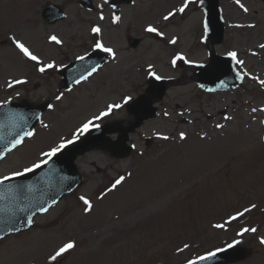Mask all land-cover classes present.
<instances>
[{
	"label": "rangeland",
	"instance_id": "374dc122",
	"mask_svg": "<svg viewBox=\"0 0 264 264\" xmlns=\"http://www.w3.org/2000/svg\"><path fill=\"white\" fill-rule=\"evenodd\" d=\"M77 1L0 0V103H52L34 135L2 160L0 178L44 159L43 152L72 139L89 120L112 127L134 121L128 106L148 90L150 65L157 75L176 81L157 102L159 116L132 133V154L117 158L96 149L78 158L83 184L35 218L28 231L2 239L0 264H52L48 256L69 242L75 246L60 264H185L236 240L250 250L236 264H264V86L252 78L264 79V49L259 47L264 44V0H240L246 12L236 0H221L226 35L216 52L237 53L244 61L236 63L244 81L233 90L211 93L201 91L190 68L171 63L180 51L192 56L186 60L207 61L199 0L168 21L163 17L183 0H134L123 5L118 21L104 0H94V10ZM48 2L64 7L67 18L46 24L41 11ZM149 24L164 35L157 39L147 32ZM93 27L101 32L93 33ZM53 35L62 43L51 41ZM129 36L141 37V45L130 48ZM13 37L40 58L39 66H55L40 72ZM173 38L179 43H169ZM98 41L113 49L111 61L79 86L60 88L59 69L95 49ZM15 80L26 83L8 87ZM128 96L132 99L124 104ZM114 104L123 107L94 119ZM146 137L152 139L149 145ZM81 196L91 202L90 211ZM253 204L250 212L230 219ZM243 228L257 232L237 235ZM184 244L190 247L178 251Z\"/></svg>",
	"mask_w": 264,
	"mask_h": 264
},
{
	"label": "water",
	"instance_id": "95a60500",
	"mask_svg": "<svg viewBox=\"0 0 264 264\" xmlns=\"http://www.w3.org/2000/svg\"><path fill=\"white\" fill-rule=\"evenodd\" d=\"M202 6L208 13V34L212 35L214 43L223 39V27L219 11V0H204ZM63 10L54 4L45 6L43 17L48 23H55L64 18ZM138 41H134L136 45ZM104 57L101 54H92L85 59L74 62L65 68L66 85L72 86L82 80L102 64ZM74 71L79 75L71 77ZM205 85H210L219 79L227 82H240L233 61L228 57L215 56L211 66L203 68L198 74ZM214 81V82H213ZM166 92L163 81H153L148 95L141 96L131 106L136 114V121L127 128H114L110 124L96 127L83 139L63 150L49 163L23 176L14 177L0 185V236L10 233L13 225L20 230L27 229L29 217L41 213V207L49 208L64 194L71 192L81 183V176L77 170L75 160L78 155L84 154L93 148L110 150L114 155L125 157L129 155L132 147L127 145L128 134L141 123L156 114L153 106L156 97L162 98ZM47 105L33 106L29 102L7 103L0 105V160L11 149L16 139L24 133L32 131L40 119ZM23 117V119H21ZM121 131L118 140H112L108 134ZM26 136H24L25 138ZM22 209V210H21ZM249 251L244 247L217 252L212 259L200 264H228L244 259Z\"/></svg>",
	"mask_w": 264,
	"mask_h": 264
},
{
	"label": "snow or ice",
	"instance_id": "6c2138e0",
	"mask_svg": "<svg viewBox=\"0 0 264 264\" xmlns=\"http://www.w3.org/2000/svg\"><path fill=\"white\" fill-rule=\"evenodd\" d=\"M105 2H107V0H105ZM197 0H183V3L182 5L178 8V9H174L173 11H169L167 15H165L163 17V19L165 21H168L172 18H174L177 14H183L185 13L186 9L189 8V5L190 4H193V3H196ZM199 3H203V0H199ZM236 3L240 5V7L246 12L247 11V8L244 7V5L242 3H240V0H236ZM101 19H103L104 17L101 16L100 17ZM120 19L119 16H115L114 17V20L115 21H118ZM203 28H204V32L207 33L208 30H209V24L208 22H205L204 25H203ZM146 31L149 32V33H156L157 35H160V36H163L164 33L162 31H160L158 28L154 27L153 25L149 24L148 27L146 28ZM92 32L93 33H96V34H99L101 32V29L99 27H93L92 28ZM51 41L55 42L56 44H61L62 41L60 39H58L55 35L51 36L49 38ZM12 42L13 44L15 45V47L19 50L20 53L23 54L24 57H27L29 60L31 61H35L37 66L41 65L42 64V61L40 60V58L33 54L28 47L25 46L24 43H22L20 40H17L15 39L14 37L12 38ZM176 39L173 38L169 41V43H172V44H176ZM95 47L97 49H100L106 53H109V54H112L113 56L115 55L113 49L111 48H107L105 47L101 42H97L95 44ZM260 48L264 49V44H261L259 45ZM228 56L233 59V60H236V63L237 65H243L244 64V61L242 60H239L237 58V53L236 52H228ZM81 59H83L81 57ZM179 60H183L184 62L186 63H191V61H188L186 60L185 57H183L182 55H177L176 57H174L171 61L172 65L175 67L176 64H177V61ZM55 65L54 63H48L44 66H39L38 67V70L40 72H45L46 69H51L53 68ZM151 65L149 66V75L153 76L155 79L157 80H160L162 77L157 75L154 71H151ZM238 77H240V74L238 73L237 74ZM246 75V74H245ZM242 78V77H240ZM254 80H258L259 81V84L261 86H264V79H259L258 77H252ZM26 83V81L24 80H15L13 82H10L8 87H13V84H24ZM17 95H19V93H17ZM58 100L61 99L60 96H57L56 97ZM132 97L128 96V97H125L124 98V104H128L130 101H131ZM4 104H7L9 103V101H4L3 102ZM49 107L51 108L52 105H49ZM123 107L122 104H114V105H108L107 109L103 112L100 113V115L96 116L94 119L95 120H100L102 119L103 117H106V116H109L113 109H118V108H121ZM255 111V109L253 110ZM21 119H23V117H21ZM44 127H47V125H44ZM92 127H99L98 124H94L92 120H89L87 121L86 123L82 124L79 128L76 129V131L73 133V136H72V139H62L60 141L59 144H57L55 147H52L49 151L47 152H43L41 155L44 157V159L40 160L39 162H36V163H33L31 165V167H27L23 170V172L21 171H16L14 173H12L11 176H4L3 178H0V185L4 184L5 181L7 180H10L14 177H18V176H23L25 175L26 173L28 172H33L34 170L36 169H39L41 168L43 165H46L49 163V160L52 158V157H56L58 154H60L64 149L68 148L69 145H72L74 144L77 140L80 139L81 136H83L84 134L88 133L90 131V128ZM217 127H223L222 125H217ZM34 135L33 132L29 131L27 133H24L23 136L19 137L18 139H16L13 143V147L19 145V144H22L23 143V139H24V136H32ZM180 138L181 139H185V134L184 133H181L180 134ZM163 139H168V137H163ZM123 177H121L120 179H118L115 184H113V188H115L117 185H119L122 181H123ZM80 199L83 201V203L86 205L85 207V211H90L91 208H92V205H91V202L86 199L85 197L81 196ZM256 205L253 204L251 205V208H245L243 210V212H238L236 216H232L230 219L231 220H236L238 219V217H242L245 213H248L250 212L253 208H255ZM22 210V209H21ZM39 211H42V212H47L48 211V208L47 207H41L39 209ZM27 223L28 224H31L32 223V220H31V217L28 218L27 220ZM215 227L217 228H223L224 225H221V224H217L215 225ZM10 231H19V228L15 227V225H13L12 229H10ZM257 232V229L256 228H243L239 233H237V235L239 236H242L244 235L245 233L247 232ZM0 239H3L2 236H0ZM240 241L239 240H236V241H233V243L231 244H228L227 247L228 248H231L233 247V244H239ZM260 243L261 244H264V237H261L260 238ZM74 243L73 242H69V243H66L64 244L63 246L59 247L58 249L54 250L53 253H51L49 256H48V260L52 262V264H60V259L63 257L64 253L68 252V250L72 249L74 247ZM190 246L188 244H184L183 248L181 249H178V251L180 252H183L185 249H188ZM219 251H223V249H217L216 251H208L205 255H200L198 256L196 259H188L185 264H200V262L202 261H205V260H209V259H212L213 257L216 256L217 252Z\"/></svg>",
	"mask_w": 264,
	"mask_h": 264
},
{
	"label": "bare ground",
	"instance_id": "6f19581e",
	"mask_svg": "<svg viewBox=\"0 0 264 264\" xmlns=\"http://www.w3.org/2000/svg\"><path fill=\"white\" fill-rule=\"evenodd\" d=\"M262 49V48H261ZM260 51V50H259Z\"/></svg>",
	"mask_w": 264,
	"mask_h": 264
}]
</instances>
